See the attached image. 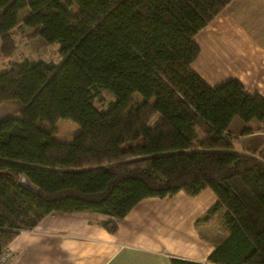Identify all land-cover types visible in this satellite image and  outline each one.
<instances>
[{
	"label": "trees",
	"instance_id": "1",
	"mask_svg": "<svg viewBox=\"0 0 264 264\" xmlns=\"http://www.w3.org/2000/svg\"><path fill=\"white\" fill-rule=\"evenodd\" d=\"M233 0H0V54L24 26L59 46L61 62L30 60L0 71V254L51 213H93L117 233L144 199L210 189L227 237L206 263L264 264V148L236 153L229 131L264 133V97L234 78L213 87L193 69L196 34ZM152 101L130 115V98ZM156 123L152 126L153 119ZM60 120L78 133L57 139ZM26 177L37 193L23 187Z\"/></svg>",
	"mask_w": 264,
	"mask_h": 264
},
{
	"label": "crops",
	"instance_id": "2",
	"mask_svg": "<svg viewBox=\"0 0 264 264\" xmlns=\"http://www.w3.org/2000/svg\"><path fill=\"white\" fill-rule=\"evenodd\" d=\"M195 41L200 54L193 69L207 84L217 87L236 78L250 94L264 97V0L231 1L196 34ZM249 138L261 139L264 133L238 135L237 142ZM249 149L234 151L250 155ZM180 201L197 205L185 224L186 234L181 228L183 216L173 217L169 210ZM215 202L210 189L196 197L180 191L168 199H144L114 234L101 226L110 220L104 215L54 212L35 229L20 232L7 248L15 264H172V258L206 263L227 237L221 217L202 220ZM213 221L217 228L211 227Z\"/></svg>",
	"mask_w": 264,
	"mask_h": 264
},
{
	"label": "rangeland",
	"instance_id": "3",
	"mask_svg": "<svg viewBox=\"0 0 264 264\" xmlns=\"http://www.w3.org/2000/svg\"><path fill=\"white\" fill-rule=\"evenodd\" d=\"M26 17V14L23 13L21 15V23L17 26V28L13 31V38L15 40V44L17 45V50L14 52V54L8 58L3 57V55L0 54V71H5L7 67L11 63H21L25 61L30 60H42L45 59L47 61H56L61 62L62 56L59 53V46L53 45L49 46L44 44L39 38L33 37L31 30L27 29L24 26V19ZM1 40H0V49H1ZM130 106L128 108V112L130 115H136L138 112H140V109L151 105L153 103L152 101H148L141 97L138 94H134L130 98ZM18 108L13 103L8 104H2L0 106V120L8 119L9 116L17 115ZM156 123V118L152 121V126ZM246 125L239 119H236V121L231 125L229 128V131L234 134L236 137L242 133V129ZM58 134L57 139L65 140L66 142H72L74 140L75 135L78 133L79 127L72 121L68 120H60L58 125ZM239 140V139H237ZM252 141H256L255 143H252ZM237 142V141H236ZM254 144V145H253ZM249 148L248 150L250 154H252L254 150H262L264 148V138L261 139H245L244 141H238L237 144L235 143V150L236 149H242V148ZM251 150V151H250ZM195 207V209H194ZM171 208V209H170ZM169 210L173 213V217H175L176 214H179L180 216H183L182 218L184 221L182 222L181 228L183 230V233L186 232L185 224L190 222V219L192 218V212L197 211V205L191 206V204L180 201L177 205L170 206ZM164 213H167L166 208L163 209ZM182 219V220H183ZM211 227L217 228L215 221L211 223ZM183 238H185V235H183Z\"/></svg>",
	"mask_w": 264,
	"mask_h": 264
},
{
	"label": "built area",
	"instance_id": "4",
	"mask_svg": "<svg viewBox=\"0 0 264 264\" xmlns=\"http://www.w3.org/2000/svg\"><path fill=\"white\" fill-rule=\"evenodd\" d=\"M0 264H15L14 256L7 247L4 248L3 253L0 254Z\"/></svg>",
	"mask_w": 264,
	"mask_h": 264
},
{
	"label": "water",
	"instance_id": "5",
	"mask_svg": "<svg viewBox=\"0 0 264 264\" xmlns=\"http://www.w3.org/2000/svg\"><path fill=\"white\" fill-rule=\"evenodd\" d=\"M21 185L35 193H37V189H35L31 184L30 182L28 181V179L24 176L22 179H21Z\"/></svg>",
	"mask_w": 264,
	"mask_h": 264
}]
</instances>
